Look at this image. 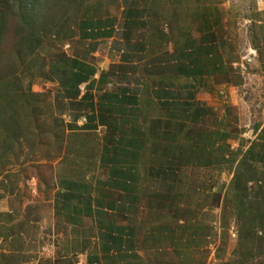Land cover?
<instances>
[{"label":"trees","instance_id":"1","mask_svg":"<svg viewBox=\"0 0 264 264\" xmlns=\"http://www.w3.org/2000/svg\"><path fill=\"white\" fill-rule=\"evenodd\" d=\"M162 1L139 0L135 2L137 6L144 7L146 10L143 13L137 12L133 17L130 16L126 23L128 28L140 30L137 35H140L139 37L143 38L146 44V47H142L145 52L143 58L159 54L154 62V66H157L155 71L149 65L145 68L156 75L154 77L155 90L160 91L164 97V102L160 104V113H155L154 118L151 113L149 117V113L144 111V116L140 115L141 124L134 121L129 126L130 133L132 134L133 130L134 134L138 135L139 142L122 139L110 142L106 136L102 145L101 142L94 140L96 137L94 131L98 125L91 124V120L88 122V119L83 126H77L73 122L66 123L54 107H50L45 95L31 92L24 88L22 82L24 77L31 81L41 78L42 81L47 82L57 78L58 81H65L64 84L70 87V91H67V98L79 96L77 88L84 79L79 78L77 73L69 74V71L73 70V66L77 67L76 69L81 70V68L76 64L72 65L65 57H62L61 62L54 60L48 66L37 52L39 48L44 47L43 44L49 37L62 41L70 40L75 36V29L79 24L78 20L74 26L75 18L78 14H82L81 8L84 0H0V49L7 32H11L17 50L15 54L13 53L12 65L9 68L4 66L0 71V175L7 167L19 163V157L25 149L28 151L27 154L31 153L33 156L37 155L40 158L51 160L55 155H49L46 158L40 156L39 138L41 137H47L44 142L51 147L54 146L58 151H61L65 141H69L66 144L67 152L72 154L73 159H68L66 163L71 171L60 169L59 174L61 175L52 192L56 187L60 188L55 195V209L58 214L61 209L69 208L67 206L69 202L71 203V198L83 197V192L79 191V183L84 186L85 182L82 174L87 169L93 172L89 173L88 180V211L92 212L89 208L93 206L95 213L91 215L96 214L98 217L94 227L89 228L90 233L87 240H82L83 245H88V264H115L118 260H121L122 264H195L191 257L192 253L185 250L179 251V248L188 247L192 243L198 246L200 238L208 236L206 233L210 228L208 224L211 222H207L205 216H203L204 219L197 217L198 221L189 220L190 218L187 220L186 216H193L195 209L189 208L183 211V207H179L180 203L177 204V201L183 198L181 178L179 181L177 179V184H173L174 191L160 190L161 184L155 186L154 183H149L147 173L150 172L152 175L155 172L157 174L167 172L168 174L169 168L172 167L171 164H184L190 161L192 157L189 155L192 151L195 157L197 155L200 158L195 163L201 166L211 165L220 166V168L228 166L230 169L235 164L227 189L228 198L226 196L223 201L222 213L224 211L225 217L230 216L236 219L238 249L235 257L238 264H244L257 255L264 254L262 167L261 171H258L261 154L258 153L257 157H251L247 151H239V148L235 151L229 150L226 135L216 130L195 135L194 147L189 142L183 145L177 141L185 122L189 119L196 122L202 114L204 115L203 110L194 104L196 90L202 79L209 73L214 74L219 65L216 63L217 59L208 54L210 49L208 50L204 45H200L199 48L195 47V39L188 35L183 36L180 41H171V53H162V49L165 48L164 44L170 41L166 34L167 31L163 28L159 29V20L162 17L159 18L158 15H163L165 13L163 8H167ZM188 1L192 4L193 12L198 11V15L204 13V8L197 5L198 0ZM180 11L182 15L187 14L182 7ZM143 16H146L145 21L142 19ZM162 19L167 20L168 23L173 22L168 20V17ZM254 48L261 57V51L257 47ZM187 51L189 52L185 54L188 56L189 64L182 61V57L187 58L182 53ZM195 54L197 57L190 61L189 57ZM174 57L176 60H173ZM146 62L151 63L147 60ZM143 63L145 66V61ZM157 70L158 73H155ZM180 70L185 71L191 78L182 76ZM170 72L174 79H187L186 82L189 84L185 88L184 95L182 91L175 93L179 90L178 88H169L168 84L161 83L163 75ZM176 85H179V82ZM81 99L88 101L84 95H81ZM193 109L195 110L192 114ZM105 111L112 113L110 110ZM134 111L131 110L129 115L132 116ZM118 113L124 115L126 112L120 109ZM78 117L77 114L73 116L74 120ZM98 121L106 125L110 136L114 133L119 135L125 133L122 127L116 126V121L106 122L103 115ZM121 146H126L131 150L126 151L125 160L116 161L120 162L118 165L119 163L113 162L114 157L109 155L119 152ZM178 146L182 148H176ZM100 153H102L101 156L96 157ZM183 153L186 155L182 157ZM226 153H228L227 156ZM97 158L112 167L108 169V167L99 166L100 171L96 172L98 175H94L97 169ZM150 166L152 168L156 166L155 171ZM6 176L7 173L4 177ZM3 182L4 179L0 181V197L7 189ZM9 183L12 184L13 189V183L11 181ZM252 183L257 186L256 190L248 188V185ZM49 191L50 189L46 190L47 193ZM191 195L192 198L188 195L194 203L191 207L195 205L200 210L209 203L207 191H194ZM229 202L230 208L225 209ZM124 205L129 206L126 209L132 211V215L127 214V217L121 215ZM139 205L140 207L143 205L141 209L143 212L140 214L137 212ZM173 207L176 208V213ZM208 207L210 208L211 204ZM170 211L173 213L172 216ZM0 217L3 221L5 215L0 213ZM140 220L141 224L142 221L145 224L141 227V233L137 229ZM182 221H184L183 224H180ZM3 228L0 225V229ZM19 230V224H15L11 232L5 236L1 235L3 233L0 231V235L4 236L1 237L0 249H3L6 244H9L11 249L10 253L0 252V264H20V261H23L24 257H22L20 248L17 247L19 243L21 244L18 237ZM91 236L97 237L95 243H92ZM124 248L132 254H126ZM134 250L137 252L135 253Z\"/></svg>","mask_w":264,"mask_h":264},{"label":"rangeland","instance_id":"2","mask_svg":"<svg viewBox=\"0 0 264 264\" xmlns=\"http://www.w3.org/2000/svg\"><path fill=\"white\" fill-rule=\"evenodd\" d=\"M84 4L83 2L82 10ZM162 4L167 8H163L165 13L158 17H168V20L173 22L168 23L167 20L161 18L159 22L162 23H159V29L163 28L167 31L169 40L180 41L183 36L188 35L201 46L204 45L208 50L210 49L208 54L215 57L219 65L214 74L209 73L202 79L196 90L194 104L203 110L204 115L202 114L196 122L192 119L185 122L177 141L183 145L189 142L194 147L195 135H199L200 132L216 130V132L224 133L229 150L235 151L239 148V151H247L251 157H257L258 153L261 154L258 171H261L262 167L263 179L261 178V181L264 185V38H262L264 36V0H198L197 5L204 8L202 15H198V11H192V4L188 0H183V2L163 0ZM181 7L182 10L187 11L186 15L183 14L184 16L180 14ZM81 15L76 16L74 26L81 19ZM209 33H213L216 37H207ZM71 39L60 41L49 37L43 44L44 47L39 48L37 53L48 66L54 60L61 62L62 57L66 58L69 50L67 45ZM14 42L11 32H7L0 49L2 59L0 71L4 66L9 68L14 62L13 53L17 51ZM254 47L261 51V57ZM165 48L172 50L171 46ZM149 64L155 71L157 66H154V61L145 62V67ZM142 71L138 70L137 73L140 75ZM155 73H158V70ZM167 75L172 76L171 72ZM34 80L31 81L24 77L22 79L24 88L33 93L45 95L50 107L62 110L64 113L61 118L70 122L74 115L69 110L73 109L72 105L70 106L65 99H55L59 87L58 79L55 78L50 82L42 81L41 78ZM194 110H191L192 114ZM79 122L82 123L81 118ZM45 138L47 139V137L39 138L40 156L46 158V156L55 155L51 160L40 158L37 155L33 156L31 153L27 154L28 151L25 149L19 157V163L7 167L0 175V181L4 179L3 183L7 187L3 196L0 197V213L5 215L3 221L0 217V225L4 227L0 229L3 233L1 235H7L11 232L13 225L19 224L18 237L21 244L19 243L17 247L20 248L22 257H24L20 264H83L78 262L79 258H76L78 254H70L78 250V242L69 244L65 240L63 243L66 236L68 237V232L65 233L68 228L63 225L62 218L54 216L52 202V190L61 175L59 174L60 169L71 171L66 163L68 159H73L72 154L67 152L66 144L69 141H65L61 151H58L54 146L51 147L44 142ZM176 148H182V146ZM25 155L28 156L25 157ZM189 157L192 158L185 164L174 163L176 173L174 172L173 175L178 176V179L181 178L183 185V198L178 200L177 204L180 203L179 207H183V211L189 208L195 209L193 216H186L187 220L190 218L189 220L198 221L197 217L205 216V220L211 223L208 224V227L210 226L206 233L208 236L200 238L198 246L192 243L188 247L179 248V251L191 252L195 264L201 262V264H238L235 257L238 249L236 219L230 216L225 217L224 211L222 213L223 201L228 193L227 189L235 164L230 169L228 166L221 168L211 165L201 166L195 163L200 158L197 155L195 157L193 151ZM6 173L7 178L4 177ZM9 181L13 183V189ZM173 184L175 183L172 182L171 185ZM248 188L256 190L257 186L252 183L248 185ZM47 189H50L48 193ZM203 190L207 191L209 203L200 210L195 205L191 207L194 203L188 195L192 198L191 194L194 191L203 192ZM209 204H211L210 208ZM228 204L225 209L230 208V202ZM142 206H138V214L143 212ZM173 209L176 213V208L173 207ZM170 215H173L172 211ZM143 225L145 224L143 221L141 224L140 220L137 226L139 233ZM1 235L0 246L2 245L1 237H4ZM9 239L11 240V237ZM91 240L92 243L96 242L95 238ZM8 245H5L4 250L0 249V252L10 253L11 249ZM62 256L64 258H61ZM244 264H264V254L257 255Z\"/></svg>","mask_w":264,"mask_h":264},{"label":"crops","instance_id":"3","mask_svg":"<svg viewBox=\"0 0 264 264\" xmlns=\"http://www.w3.org/2000/svg\"><path fill=\"white\" fill-rule=\"evenodd\" d=\"M137 1L139 0H84V9L76 29V36L71 39V42H69L68 45L66 44L69 49L67 55L65 54L66 58L70 60L69 62L72 65L76 64L81 68L80 70L73 66V70H70L69 74L77 73L78 77H82L84 81L80 82L78 85L77 91H79V96L76 98L70 96L67 98V91H70V87L64 84L65 81H58L59 87L55 99H65L70 106L72 105L71 108L73 109L69 110H71L74 115L77 114L79 116L75 120L72 118L70 122L65 121L66 123L73 122L77 126H80L79 124L83 126L87 123L88 119V122L91 120V124L98 125L94 131L96 134L94 140L96 142H101L102 145L106 136L108 137L107 140L110 142L118 141L120 139L139 142V139L137 138L138 135L134 134L133 130L131 134L129 126H131L134 121L141 124L140 115L144 116V111L149 113L148 116L151 113V116L155 118V113H160V104L164 102V97L160 94L161 92L155 90V75L146 70L144 65H141V63L144 61L146 62V60L156 62V58L159 54H153L148 58H143L142 56L145 52H143L142 47H146V44L144 43L143 38L139 37L140 35H137L140 33V30L130 29L126 26L130 16L133 17L137 12L143 13L146 10L144 7L137 6L135 3ZM142 19L145 21L146 16H143ZM161 23L162 22H160V24ZM209 37L215 38L216 36L211 33ZM164 45L165 47H172V42L169 41ZM200 45L199 42L195 41V47L199 48ZM164 49L162 51L163 54L164 52H172V50L169 51L166 49L165 51ZM188 52L189 51L183 52L182 55L187 56L185 53ZM196 57L197 54L189 57L191 58L190 61L194 60ZM173 60H176V58L174 57ZM182 61L189 64L188 56L187 58L182 57ZM136 65L138 67H136ZM151 66L152 65L149 64V67ZM138 70H141L143 73L141 72L139 75V73H137ZM180 72H182V76L189 77L185 71L183 72L180 70ZM186 80L187 79L184 78L174 79L169 75H163L161 83L164 85L168 84L167 87L169 88H178L179 90H176L175 93L182 91V95H184V92H186L185 88H187L189 84ZM178 82L179 85H176ZM81 95L87 97L88 101H83ZM166 99L167 98H165V100ZM78 102L80 104H78ZM120 109L125 110L126 113L124 115L119 114L118 110ZM105 110H110L112 113ZM131 110H135L132 116L129 115ZM56 112L60 117H62L64 113L57 108ZM102 115L105 116L106 122L116 121V126L122 127L125 133L122 135L114 133L110 136L107 132L106 125L101 124L98 121ZM80 118L82 119V123L79 122ZM107 147L110 148L109 145H107ZM121 147L122 148L119 152L116 154L111 153L109 155L110 157H114L113 162L119 163L118 165H120V162L116 161L125 160L126 151L131 150L126 146ZM101 154L102 153L96 157L101 156ZM183 155L186 154L183 153L182 157ZM99 166H105L109 169L111 165L108 163H102L97 158V169H95L94 175H98L96 172L100 171ZM171 166L168 174L167 172L165 174H161V172L157 174L155 172L151 175L150 172H148L147 180L149 183H154L155 186L161 184L160 190L167 189L174 191L175 186L171 185V183L174 182L177 184L179 179L178 176L176 177V175H173L174 172L176 173L174 167L175 164L173 163ZM150 167L152 168V166ZM155 167L152 169L154 170ZM89 173L91 174L93 172L88 171L87 169L86 172L82 174L85 181L84 186L82 183H79V191L83 192V197L71 198V203L69 202V206H67L69 208L65 210L61 209V212L58 214L55 209V195L60 188L56 187L52 192L54 216L62 218L64 222L63 225L68 228V231L67 229L65 231V233L68 232V237L66 236L63 243L65 240L68 241L69 244L78 242V250H75L74 253L70 254H78L76 255V258L78 257V262L83 264H88V245H83L82 240H87L90 233L89 228L94 227L98 217L96 214L91 215V213H95L93 206L89 208L92 212L88 211L87 191L88 180L90 178ZM122 207H124L123 214H121L122 216L125 215L127 217V214L132 215L133 212L126 209V207L129 206L124 205ZM90 238H95L97 241V237L91 236ZM68 252H70V250ZM125 252L129 255L132 254L130 251H127L126 248ZM134 252L136 253L137 251L134 250ZM61 258L64 257L62 256ZM115 264H122V261L118 260Z\"/></svg>","mask_w":264,"mask_h":264}]
</instances>
